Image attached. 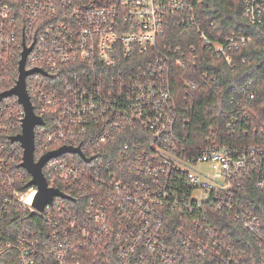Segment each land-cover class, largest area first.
Listing matches in <instances>:
<instances>
[{
    "label": "built area",
    "instance_id": "built-area-1",
    "mask_svg": "<svg viewBox=\"0 0 264 264\" xmlns=\"http://www.w3.org/2000/svg\"><path fill=\"white\" fill-rule=\"evenodd\" d=\"M244 3L249 21L264 26V0ZM198 18L195 0H0V93L16 85L28 47L26 69L45 71L26 77L45 121L35 128L36 160L62 146L81 147L90 159L50 158L43 167L48 184L68 198L55 196L38 211V188L12 141L22 133L24 106L15 95L0 99L1 211L19 204L51 226L44 239L20 247V264H84L90 256L95 262L87 264H183L181 246L194 244L201 254L215 249L192 230L203 224L211 232L207 205L231 207L228 191L241 171L264 172V148L219 145L188 154L170 145L177 120L171 73L184 63L172 48L158 47L159 38L172 23L197 27ZM198 31L228 64L232 46L251 40L235 35L217 43ZM127 60L140 62L127 69ZM135 127L148 131L149 149L143 143L101 152L113 131ZM199 162H212L215 173L194 170ZM237 216L251 232L261 230L247 209Z\"/></svg>",
    "mask_w": 264,
    "mask_h": 264
},
{
    "label": "trees",
    "instance_id": "trees-1",
    "mask_svg": "<svg viewBox=\"0 0 264 264\" xmlns=\"http://www.w3.org/2000/svg\"><path fill=\"white\" fill-rule=\"evenodd\" d=\"M195 4L199 17L197 27L172 23L159 38L158 47L172 48L184 63L173 66L171 73L177 120L170 145L188 154L219 145L264 148V26L249 21L244 0H195ZM199 29L217 43L235 35L251 40L232 46L229 50L232 63L228 64L223 55L205 44ZM141 61L144 63L145 59ZM139 62L122 63L127 69H136L135 64ZM16 78L17 73L11 80ZM13 85L14 82L10 87ZM112 136L101 152L120 153L127 144L132 149L145 143L149 149L152 142L148 131L141 127L115 130ZM13 142L23 152L21 144ZM71 157L86 165L79 155ZM25 174L30 181L26 170ZM262 181L264 172L258 173V169L251 167L250 172L241 171L228 191L232 193V206L207 205L211 232L207 233L203 224L192 232L205 243L217 246L202 254L194 244L181 246L183 264H264V187L258 185ZM74 207H77L75 203ZM240 209H247L256 216V223L261 227L259 232H251L244 226L237 216ZM179 222L175 216L171 226L174 228ZM49 231L51 226L46 220L29 208L9 203L1 211L0 205V264H20V247L28 245L31 237L37 242L44 239ZM20 236L27 241L20 242ZM90 261L95 262L93 256L83 263Z\"/></svg>",
    "mask_w": 264,
    "mask_h": 264
},
{
    "label": "water",
    "instance_id": "water-1",
    "mask_svg": "<svg viewBox=\"0 0 264 264\" xmlns=\"http://www.w3.org/2000/svg\"><path fill=\"white\" fill-rule=\"evenodd\" d=\"M32 47L26 48L22 53V59L19 66V79L16 85L7 91L0 93V99L9 96H17L19 101L24 106L25 118L22 124V133L12 137V141H17L21 144L23 148V161L21 165L27 169V171L32 175L30 185L37 186L38 192L36 194L33 206L40 212L45 209V206L51 204L55 196L66 197L68 196L57 188L50 187L47 178L43 172L44 164L52 157L59 156L64 153H77L82 156L87 162L90 159L85 158L84 152L81 147L73 146H62L56 150L50 151L43 155L40 159L36 160L35 150V128L38 125H44L45 121L43 118L36 114L31 97L27 90L26 77L36 71L43 72L40 68H34L31 70L26 69V59L27 55L31 51Z\"/></svg>",
    "mask_w": 264,
    "mask_h": 264
},
{
    "label": "rangeland",
    "instance_id": "rangeland-1",
    "mask_svg": "<svg viewBox=\"0 0 264 264\" xmlns=\"http://www.w3.org/2000/svg\"><path fill=\"white\" fill-rule=\"evenodd\" d=\"M194 170L206 175L215 173L212 162H199L196 167H194Z\"/></svg>",
    "mask_w": 264,
    "mask_h": 264
}]
</instances>
